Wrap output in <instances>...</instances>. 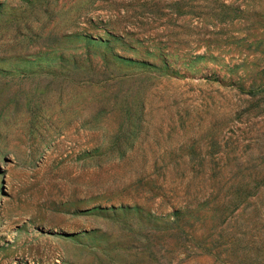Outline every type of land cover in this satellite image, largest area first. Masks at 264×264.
I'll list each match as a JSON object with an SVG mask.
<instances>
[{
  "label": "rangeland",
  "instance_id": "rangeland-1",
  "mask_svg": "<svg viewBox=\"0 0 264 264\" xmlns=\"http://www.w3.org/2000/svg\"><path fill=\"white\" fill-rule=\"evenodd\" d=\"M263 178L264 0H0V264H264Z\"/></svg>",
  "mask_w": 264,
  "mask_h": 264
},
{
  "label": "water",
  "instance_id": "water-1",
  "mask_svg": "<svg viewBox=\"0 0 264 264\" xmlns=\"http://www.w3.org/2000/svg\"><path fill=\"white\" fill-rule=\"evenodd\" d=\"M262 113V112H261ZM255 185H256V183H255ZM252 186L249 190H245V191H243V192H245L244 193V195L246 194V198H247V196L249 195H252V196H255L256 194H259V188L262 186V185H264V178L261 180V181H259L258 182V184L256 185V186ZM246 200H242V202L240 203V207H244L245 205H246V202H245Z\"/></svg>",
  "mask_w": 264,
  "mask_h": 264
}]
</instances>
